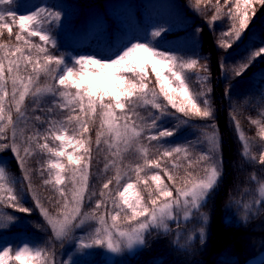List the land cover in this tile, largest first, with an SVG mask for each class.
<instances>
[{
	"label": "snow or ice",
	"instance_id": "obj_1",
	"mask_svg": "<svg viewBox=\"0 0 264 264\" xmlns=\"http://www.w3.org/2000/svg\"><path fill=\"white\" fill-rule=\"evenodd\" d=\"M14 2L0 0V6ZM205 2L195 0L194 9L200 11ZM257 4L264 6V0H243V6L241 0H235L234 6L230 0L223 4L215 0L210 23L214 25L222 17L230 21L229 30L223 33L228 39L221 47L231 48L245 30H250ZM62 16L55 5H37L20 15L10 7H0V152L9 149L23 173L22 181L14 179L0 164V209L31 214L32 209L23 203L25 193H29L55 239L71 240L76 229L95 220L99 226L79 238L77 250L102 247L120 253L144 245L146 234L154 229L169 231V221L177 219L174 209L183 211L185 219L198 211L222 177L215 125L196 142L207 143L204 152L196 153L191 141L172 144L166 139L176 136L180 126L192 118H212L211 89L206 88L207 76L200 74L207 72V65L178 55L177 50L160 48V39L170 31L163 26L153 27L143 38L134 37L112 56L90 53L67 58L53 51L57 48L53 29L59 27ZM34 37L40 43L34 42ZM262 55L264 46L250 55L249 63L234 69L235 75H242L251 60ZM193 76L200 84L199 91L192 89ZM97 117V153L108 154L105 172L115 169L98 194L89 192L93 160L89 133ZM170 121L176 123L169 126ZM236 127L240 131L238 122ZM259 135L264 139V126ZM240 139L244 141L243 154L248 156L249 144L242 131ZM258 162L264 164V152ZM179 169H183L182 178L174 174ZM33 176L57 194L49 197L57 208L55 214L35 191ZM65 181L70 187H64ZM113 184L114 191L110 189ZM140 185L147 192V202ZM86 193L88 201L97 195L99 198L93 211L81 215ZM260 194L264 196V184ZM101 208L105 212L97 215ZM15 219L0 212V228ZM121 220L128 226L121 228ZM54 255L38 245L24 243L15 250L8 245L0 248V264H55Z\"/></svg>",
	"mask_w": 264,
	"mask_h": 264
},
{
	"label": "trees",
	"instance_id": "obj_2",
	"mask_svg": "<svg viewBox=\"0 0 264 264\" xmlns=\"http://www.w3.org/2000/svg\"><path fill=\"white\" fill-rule=\"evenodd\" d=\"M42 1L15 0L11 5L0 7H10L20 15L26 14ZM223 3L221 0V4ZM214 4L215 0L210 3L206 0L200 5V11H196L195 0H49L46 3L55 5L56 10L63 13L61 24L53 29L57 40V48L53 50L56 54L63 53L67 58L96 54L97 50L103 54H111L134 37L143 38L153 27L163 26L170 31L160 39V48L177 50L178 55L197 58L207 65V72L201 71L200 74L207 76L206 88L211 89L208 98L213 108L212 118H192L187 125L180 126L176 136L166 139L172 144L191 141L196 153L204 152L209 147L207 143L196 142L202 141V133L213 131L212 125H215L220 137L218 152L225 173L198 211L194 210L187 219L178 221L177 225L172 223L167 232L159 229L154 235H148L145 248L135 257H126L127 264H243L264 250V197L260 194V185L264 184V164L258 162L261 152H264V139L259 135L261 126H264V117L259 113L264 110V55L252 59L250 66L240 76L231 73L229 69L232 62L239 66L249 63L250 55L264 46V6L255 5L256 13L250 21V30H245L241 39L234 42L231 48H224L220 45L228 39L223 33L229 30L230 21L222 17L221 22H218L220 26L217 27L216 37L208 31L212 25L205 11L214 10ZM230 4L234 6L235 0H230ZM13 30H17L15 26ZM4 35L7 36L6 31ZM32 39L40 43L38 37ZM12 42L15 43L14 38ZM206 42L209 44L210 54L214 57L221 56L222 59L218 69L216 66V72L208 65L212 59L209 60L204 55ZM210 57L212 58L211 55ZM222 63L224 71L221 70ZM40 83H44V77H41ZM191 86L193 91L200 90L196 79L191 81ZM216 86L220 87L219 95H222L218 103L214 101ZM249 92L253 95L251 98L255 103V110L247 120L244 113L248 111L240 108L238 100H245ZM224 100L226 104L223 103ZM245 101L248 102L247 99ZM253 121L260 123L255 124ZM237 122L249 144L248 156L243 154L244 142L240 139ZM99 123L97 117L89 133L93 156L89 169V192L95 191L97 194L101 191L103 182L115 174V169L112 168L104 171L107 152L98 154L96 150L95 132L99 129ZM175 123L176 121H170L169 126ZM101 147L106 146L102 144ZM67 150L72 151L71 148ZM253 156L256 159H252ZM63 162L66 163V160ZM0 164L5 167L9 176L22 181L23 173L9 149L0 152ZM31 164L36 166L35 161ZM174 174L182 178L183 169L174 170ZM200 174L203 175V172ZM165 182L168 183L166 178ZM32 183L45 206L54 210L56 206L49 197L57 194L50 186H43L38 176H33ZM178 186H182L180 180ZM64 187H70L68 181H65ZM138 188L147 202V192L142 185ZM110 189L114 191L115 185H110ZM97 198L98 195L91 201L86 198L83 211H93ZM23 203L25 207L32 209L31 214L21 213L13 208L0 209V212L16 218L6 228H0V248L11 245L15 250L28 243L54 252L56 247L53 233L36 208L31 194L25 193ZM245 205L248 207L245 208ZM108 207L111 208L110 201ZM102 212H105L104 208L98 210L97 215ZM96 226H99L98 223ZM97 248H91L82 256L77 248L68 247L61 253L62 264L65 261L67 264H92L97 257Z\"/></svg>",
	"mask_w": 264,
	"mask_h": 264
},
{
	"label": "rangeland",
	"instance_id": "obj_3",
	"mask_svg": "<svg viewBox=\"0 0 264 264\" xmlns=\"http://www.w3.org/2000/svg\"><path fill=\"white\" fill-rule=\"evenodd\" d=\"M45 1H47V0H45ZM213 12H214L213 9L208 10V12L205 11L207 19L209 21H211V16H212ZM220 20H222V18ZM220 20L216 21L214 25L211 23L212 28H211V26H210V28H209V26H207L209 28L208 31H210V33L212 35H214V37H216V33H218L217 27L220 26V24H218V22H221ZM205 38L207 39V36H205ZM208 45H209L208 42H206V44H205L206 49L204 51V55H207L209 57V60L212 59V61L209 62L208 65H210V68H212L216 72V66L218 69V65L222 62L221 61L222 59H221V56H215L214 57V55H212V53L210 54V47ZM210 55L212 56V58L210 57ZM200 64H204V62L202 61V62H200ZM237 67H239V64L236 62H232L230 64V67H229L230 72L235 74L234 69H237ZM193 79H195V78L193 77ZM219 94H220V87L216 86V89L214 91V97H215L214 101L217 103L222 99V95H219ZM251 96H253L251 92H249V94L245 96V100L246 99L248 100L247 103L244 99L238 100V102L240 104V108H243L245 110V112L248 111L247 113H244V115H245L244 118H246L247 120L251 118L250 116L252 115V113L255 110V108H254L255 103L253 102ZM223 103L226 104L225 100L223 101ZM220 112H219V114L221 116ZM259 113L261 114L262 117H264V115H262V114H264V110H260ZM238 115H239V113H238ZM215 131H216V129H215ZM219 140H220V137H219ZM219 148H220V145H219ZM219 154L220 153L218 152V158L221 160V156ZM221 166H222V170H223V174H224L225 173L224 166L222 164H221ZM86 198H87V193H86ZM56 211H57L56 207L54 210H52V211L50 210V212H52L53 214H55ZM83 213H85V211H83V206H82L81 215H83ZM174 215L177 217V219L173 220V221H169V225H168L169 229L171 228L172 223L177 225L178 221H180L182 218L185 219L183 211L177 212L174 209ZM107 219H108V222L111 223L110 217H107ZM96 225H97V221H95V220L87 221L84 225H82L80 228L75 230V232L73 233V238L71 240L65 239V240L61 241V240L55 239V237L53 236V242H54L55 247H56L55 251L53 252V253H55V255H54L55 264H62L63 263V261L61 260L62 251H64L68 247L69 248H71V247L77 248L76 245H77L79 238L84 234L94 232V229L97 227ZM119 225L121 228H125L128 226L123 220H121L119 222ZM172 227L174 228L175 226H172ZM158 231L159 230L154 229L150 232V234H146L144 245L135 247L131 250L125 249L124 251H122L120 253H111L106 248L98 247L95 251V254L97 257L95 258V261L92 264H113V263L114 264H122V262H125V264H127V261H125L126 257L131 258L132 256L135 257L137 254H140L141 251L145 248V245L147 243V237H149L148 235H150V236L154 235V233H156ZM89 251H90V249H85V250H81L79 252L81 253L82 256H84L85 255L84 253H87ZM77 258H80V257H77ZM71 259H75V258H71Z\"/></svg>",
	"mask_w": 264,
	"mask_h": 264
},
{
	"label": "water",
	"instance_id": "obj_4",
	"mask_svg": "<svg viewBox=\"0 0 264 264\" xmlns=\"http://www.w3.org/2000/svg\"><path fill=\"white\" fill-rule=\"evenodd\" d=\"M264 261V250L257 254L253 259L243 263V264H259Z\"/></svg>",
	"mask_w": 264,
	"mask_h": 264
},
{
	"label": "bare ground",
	"instance_id": "obj_5",
	"mask_svg": "<svg viewBox=\"0 0 264 264\" xmlns=\"http://www.w3.org/2000/svg\"><path fill=\"white\" fill-rule=\"evenodd\" d=\"M255 256H256V255H254V256H252V257H250V258H249V259H247L245 262H247V261H249V260L253 259ZM245 262H244V263H245ZM262 262H264V261H262ZM262 262H261V263H262ZM261 263H259V264H261Z\"/></svg>",
	"mask_w": 264,
	"mask_h": 264
}]
</instances>
